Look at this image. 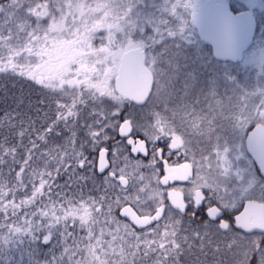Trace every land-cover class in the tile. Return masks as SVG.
<instances>
[{
	"label": "snow or ice",
	"instance_id": "1",
	"mask_svg": "<svg viewBox=\"0 0 264 264\" xmlns=\"http://www.w3.org/2000/svg\"><path fill=\"white\" fill-rule=\"evenodd\" d=\"M243 6L110 0L112 15L73 32L60 0H0V75L40 91L28 112L0 118V244L55 241L47 264H195L223 244L240 264H264V224L221 219L250 191L264 197V84L250 87L219 64L256 61L264 74V48L246 55L264 0ZM69 39L79 52L64 53ZM132 53L143 73L135 87L125 77ZM170 180L188 186L165 190ZM205 202L197 220L192 206Z\"/></svg>",
	"mask_w": 264,
	"mask_h": 264
},
{
	"label": "trees",
	"instance_id": "2",
	"mask_svg": "<svg viewBox=\"0 0 264 264\" xmlns=\"http://www.w3.org/2000/svg\"><path fill=\"white\" fill-rule=\"evenodd\" d=\"M34 87V83L27 80V78L11 74L0 75V118L6 112L15 115L14 110L28 112V104L30 102L35 104L38 97H40V91H34ZM19 100H23V103L18 108L17 102ZM29 114H34V110L29 112ZM63 182L64 179L61 178H57L56 180V183L59 184H63ZM90 189L91 183L89 182L88 186L83 189L85 196L90 194ZM55 191L59 192L60 189H55ZM64 192L71 196L73 190L64 189ZM22 195L23 192L18 193V197ZM53 198L56 199L55 195ZM248 240L252 239L248 238ZM248 240L241 241V245H246ZM54 242L44 245L41 240H33L30 236L27 238L16 237L9 244H0V264H47L53 251L56 254H59L60 251L59 249L54 250V246H52ZM208 251V260H205L202 254L196 253L199 259L195 261V264H210V262H214V264H240L235 251L229 252L223 244H221L219 252Z\"/></svg>",
	"mask_w": 264,
	"mask_h": 264
},
{
	"label": "rangeland",
	"instance_id": "3",
	"mask_svg": "<svg viewBox=\"0 0 264 264\" xmlns=\"http://www.w3.org/2000/svg\"><path fill=\"white\" fill-rule=\"evenodd\" d=\"M60 2L65 7V14L68 19V28L72 31L79 29L81 32L87 28L96 26L102 23L105 19V14L112 15L116 10L114 7L110 8V0H60ZM71 5V8H69ZM230 6L234 12L247 10L243 6V0H230ZM71 13H75L73 16ZM254 17L257 22L256 37L253 45L246 52L250 54L252 52H257L264 48V11L259 8L254 10ZM64 53L72 55L73 53L79 52L80 49L75 47V42L71 39L63 41ZM208 47L205 46V52H208ZM119 55V49L117 51ZM211 58V57H209ZM198 63H203V61H198ZM223 66L222 63H219ZM234 72L238 75L242 83L249 85L250 87H258L264 84V74H262L261 67L256 61L247 64H229ZM211 71V69H209ZM238 139V143H239ZM42 241V239H41Z\"/></svg>",
	"mask_w": 264,
	"mask_h": 264
},
{
	"label": "flooded vegetation",
	"instance_id": "4",
	"mask_svg": "<svg viewBox=\"0 0 264 264\" xmlns=\"http://www.w3.org/2000/svg\"><path fill=\"white\" fill-rule=\"evenodd\" d=\"M222 64H225V63H222ZM228 64H231V63H228ZM188 102H191V101H188ZM201 108H207V104L203 103V101L201 105L196 106L197 111H199ZM219 125H223V128L221 129V134H226L230 137L234 135L233 130L230 127L229 121L223 118H218V127ZM239 135L243 136V133H240ZM194 139H200V138L196 137ZM236 142L238 143V139L236 140ZM199 146L200 147H210V144L208 141L203 140ZM138 158L144 159L143 157H138ZM165 158L167 159V157ZM197 159H199V153H197ZM184 162L185 160L181 158L180 156H172L169 160V163L173 165L177 163H184ZM257 175H261L259 173L258 166H257ZM187 186H188L187 181H176L174 183H169V185L162 186V187L165 190H170L171 187L186 188ZM246 195L249 197L248 199L238 198L235 209H232V208H228L227 210L222 209L221 219H224L225 221L229 222L233 228H235V217L238 215H240L243 220L251 221L253 223L264 224V197L261 196V193L259 192V190L255 192L250 191ZM208 206L209 205L207 202H205L199 209H195V207L192 206L193 210L196 212L195 218L197 220H200L201 218H206ZM211 206L219 207L216 201H212ZM191 215H192V212L190 211L189 216ZM185 219H187V217H185ZM237 232L242 237L246 236L247 238H250V239H258L261 237V232L259 230H254L252 233H245L244 230L237 229Z\"/></svg>",
	"mask_w": 264,
	"mask_h": 264
},
{
	"label": "water",
	"instance_id": "5",
	"mask_svg": "<svg viewBox=\"0 0 264 264\" xmlns=\"http://www.w3.org/2000/svg\"><path fill=\"white\" fill-rule=\"evenodd\" d=\"M234 13L238 14L239 12H234ZM256 30H257V23H256V20H255L251 46L253 45V41H254V38H255ZM205 46L208 47L209 50H210V46H208V45H205ZM219 62H221V63L239 64L236 61H219ZM125 77H126L128 85L131 86V87H135L137 85V83L140 82L141 79L143 78V73L141 72V67H140L139 56L137 54H135V53H132L129 56V59L127 61L126 71H125ZM132 155L135 157V154H132ZM176 181H180V180H174V181L170 180L169 183H174ZM122 219H124V218H122ZM42 243H43V241H42Z\"/></svg>",
	"mask_w": 264,
	"mask_h": 264
}]
</instances>
